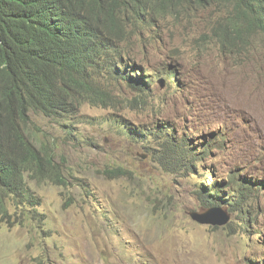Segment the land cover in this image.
I'll return each mask as SVG.
<instances>
[{
  "label": "rangeland",
  "instance_id": "1",
  "mask_svg": "<svg viewBox=\"0 0 264 264\" xmlns=\"http://www.w3.org/2000/svg\"><path fill=\"white\" fill-rule=\"evenodd\" d=\"M183 20L193 27L185 22L184 29L169 32L161 26L164 40L153 46L144 63L161 75L157 83L150 82L146 101L136 102L137 94L121 83L112 84L106 107L84 104L69 121L32 113L29 135L39 139L38 144L53 145L57 163L64 162L68 185L27 178L41 205L15 208L9 202L10 216L1 220L0 213V264H138L140 257L148 264H264V219L260 220L262 235H251L254 241H262L255 244L249 237L254 225L242 228L235 212L225 225L193 218L194 213L211 217L207 215L214 208L201 206L202 192L208 196L211 182L200 186L197 181L209 179L212 168L185 173L179 166H163L165 156L156 136L170 128L172 137L181 142L177 130H193L212 107L209 93L197 95L199 83L209 78L213 68L230 78L222 96L235 98V67L243 60L199 38L205 31L202 14ZM251 41L264 48L262 34L251 35ZM168 64L177 68L169 83L164 80ZM161 80L163 85L158 83ZM242 87L247 97L240 99L239 126H256L264 138V84L248 79ZM127 130L139 142L152 143L156 158L134 143ZM262 147L247 133H234L213 169L224 177L234 166L235 172L248 178L260 172V165L248 154L260 153ZM120 166L134 174L120 178L104 174ZM254 195L248 193L244 203ZM258 201L264 205V197Z\"/></svg>",
  "mask_w": 264,
  "mask_h": 264
},
{
  "label": "trees",
  "instance_id": "2",
  "mask_svg": "<svg viewBox=\"0 0 264 264\" xmlns=\"http://www.w3.org/2000/svg\"><path fill=\"white\" fill-rule=\"evenodd\" d=\"M215 0H0V213L36 209L41 199L27 178L37 183L68 185L64 162L57 163L53 145L30 137L32 113L69 121L84 104L107 106L103 83L121 78L137 83L128 70L135 46L161 18L191 15V9ZM262 1L264 5V0ZM137 40H134V37ZM134 143L156 158L152 143ZM34 141H33V139ZM165 156L163 166L182 165L189 155L187 139L156 136ZM196 161L179 166L190 171ZM109 178L131 177L125 166L107 169ZM201 206H221L201 197ZM223 201V200H221ZM238 210L243 207L240 204Z\"/></svg>",
  "mask_w": 264,
  "mask_h": 264
},
{
  "label": "clouds",
  "instance_id": "3",
  "mask_svg": "<svg viewBox=\"0 0 264 264\" xmlns=\"http://www.w3.org/2000/svg\"><path fill=\"white\" fill-rule=\"evenodd\" d=\"M190 11L191 15L202 14L205 31L199 38L206 43H215L221 52L230 56H242L243 60L235 67L237 73L233 81L237 84V96L232 100L222 96V92L229 83L230 78L216 71L217 68L211 69L209 78L199 83L197 98L209 93L211 95L209 101L212 107L202 114L192 131L188 128L182 131L177 130L178 134H182L181 142H184V138L187 139L186 143L189 152V155L183 157L182 165L178 166H183L184 168L186 164L199 159L195 167L190 171L184 169V172H192L195 168L202 171L206 167L212 168L208 172L209 179L198 178L197 182L200 186H204L206 182H211L208 196L205 194L206 191L203 190L202 197L207 199L215 198L223 204L210 208L222 210L229 217L228 222L230 221L229 214L235 212L239 216L242 228L248 230V227L253 224L255 231L249 237L251 241L257 244L262 241H254L251 235H262L260 220L264 219V205H261L262 202H259L258 198L264 197V147L261 148L260 153L249 152L248 156L250 155L254 162L260 165V172H255L248 178L242 172H235L234 166L227 176L220 177L219 173L213 169V164L228 150V143L233 138L234 133L245 132L251 139L258 141L262 145L264 144V138L261 137V131L258 127L254 126L244 129L239 126L243 118L240 99L247 97L246 89L242 87V84L248 79L264 84V48L256 47L251 41V35L253 34L260 33L264 36V5L262 1L257 0H215L207 5L201 4L198 9H191ZM175 19L177 20L161 18L158 22V27L150 33H145L144 38L139 39L136 44L134 54H132L133 61L129 64L128 70L133 74L138 71L137 78L140 81L133 84L121 78H107L110 80L108 84H105L107 79L103 81L110 100L112 84L124 83L137 94L134 98L136 102L146 101L145 97L148 95L150 82L156 80L157 83L161 78L155 68L144 66L153 46L164 40L165 32L161 26L164 25L163 28L169 32L176 29H184L185 22L188 27H193L191 23L184 21L183 18L175 17ZM170 22H172V28L169 30L167 24ZM134 40H137L136 36ZM176 73L177 68H172V65L168 64L164 80L169 83L172 78L176 77ZM158 83L163 85V80ZM185 95L191 96L188 91L185 92ZM168 131L169 138L174 139L172 137L174 130L169 128ZM128 134L136 138L129 131ZM164 134L166 135V133ZM176 140L180 142L178 139ZM150 156L153 157L152 155ZM198 164L200 165L198 166ZM212 179H216L218 182L211 181ZM226 181L230 182V184H222ZM256 192H260L257 198L254 195ZM248 193L253 194L255 198L245 204L244 200L247 198ZM232 204H240L243 209L238 210L237 206L233 208ZM262 248H264V244ZM139 259L137 260L138 264H148L142 261L141 257ZM260 260L261 258L259 257L258 261Z\"/></svg>",
  "mask_w": 264,
  "mask_h": 264
},
{
  "label": "water",
  "instance_id": "4",
  "mask_svg": "<svg viewBox=\"0 0 264 264\" xmlns=\"http://www.w3.org/2000/svg\"><path fill=\"white\" fill-rule=\"evenodd\" d=\"M202 215V216H201ZM193 218L201 223H208V224H212V225H225L228 220L229 217L227 215H225L222 210L220 209H213L209 215L207 216H211L210 218L206 219L204 218L203 214H192Z\"/></svg>",
  "mask_w": 264,
  "mask_h": 264
},
{
  "label": "bare ground",
  "instance_id": "5",
  "mask_svg": "<svg viewBox=\"0 0 264 264\" xmlns=\"http://www.w3.org/2000/svg\"><path fill=\"white\" fill-rule=\"evenodd\" d=\"M162 161V160H161Z\"/></svg>",
  "mask_w": 264,
  "mask_h": 264
}]
</instances>
